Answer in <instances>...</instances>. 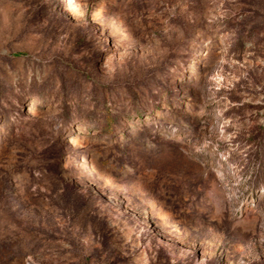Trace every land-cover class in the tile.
I'll return each mask as SVG.
<instances>
[{
	"label": "rangeland",
	"instance_id": "1",
	"mask_svg": "<svg viewBox=\"0 0 264 264\" xmlns=\"http://www.w3.org/2000/svg\"><path fill=\"white\" fill-rule=\"evenodd\" d=\"M0 264H264V0H0Z\"/></svg>",
	"mask_w": 264,
	"mask_h": 264
}]
</instances>
